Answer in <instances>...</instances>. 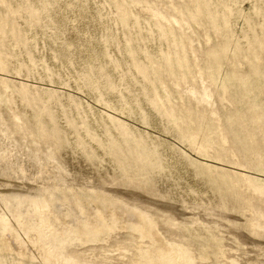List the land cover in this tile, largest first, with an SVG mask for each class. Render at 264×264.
Wrapping results in <instances>:
<instances>
[{
	"label": "rangeland",
	"instance_id": "374dc122",
	"mask_svg": "<svg viewBox=\"0 0 264 264\" xmlns=\"http://www.w3.org/2000/svg\"><path fill=\"white\" fill-rule=\"evenodd\" d=\"M0 264H264V0H0Z\"/></svg>",
	"mask_w": 264,
	"mask_h": 264
},
{
	"label": "bare ground",
	"instance_id": "6f19581e",
	"mask_svg": "<svg viewBox=\"0 0 264 264\" xmlns=\"http://www.w3.org/2000/svg\"><path fill=\"white\" fill-rule=\"evenodd\" d=\"M166 256V255H165Z\"/></svg>",
	"mask_w": 264,
	"mask_h": 264
}]
</instances>
